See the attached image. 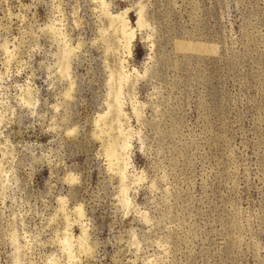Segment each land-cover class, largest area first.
Segmentation results:
<instances>
[{
    "label": "rangeland",
    "instance_id": "obj_1",
    "mask_svg": "<svg viewBox=\"0 0 264 264\" xmlns=\"http://www.w3.org/2000/svg\"><path fill=\"white\" fill-rule=\"evenodd\" d=\"M0 264H264V0H0Z\"/></svg>",
    "mask_w": 264,
    "mask_h": 264
}]
</instances>
